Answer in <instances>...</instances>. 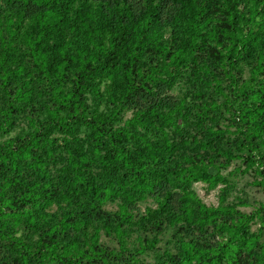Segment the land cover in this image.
I'll return each instance as SVG.
<instances>
[{
    "label": "rangeland",
    "instance_id": "obj_1",
    "mask_svg": "<svg viewBox=\"0 0 264 264\" xmlns=\"http://www.w3.org/2000/svg\"><path fill=\"white\" fill-rule=\"evenodd\" d=\"M126 1L134 12L142 7V0ZM241 1L239 11L245 17V28L258 34L251 41L253 56L258 62H263L264 21L259 23V18L264 15V0ZM201 2L203 6L200 11L206 14L212 12L217 0ZM97 3L102 6L100 12L111 15L115 10L113 0H0V54L3 51H16L19 53L18 57L26 56L23 49L15 47L7 35L11 22V29L22 32L32 25L33 18L57 12L59 20H62L64 14H69L74 19L59 37V41L70 58H78L77 64H86L98 52V23H101L99 16L103 14L96 8ZM158 6L163 8L164 14L160 24H155V30L148 33L150 40L144 46L142 42V51L154 40L166 44L171 38L177 40L183 33L178 19L171 16L177 6L175 0H159ZM214 23L215 21H210L211 26ZM55 41L56 36L53 34L48 42L53 44ZM175 45L172 43V48L175 49ZM197 56V60L205 59L204 46ZM156 59L152 51H146L144 56L142 53L138 73L145 75L155 65ZM238 62L239 70L231 72L239 85L243 80L242 83L256 93L248 103V108L260 109L256 122L252 121L255 115H251L247 121L237 120L234 123L229 103L231 100L235 101L234 96L227 101L226 99L231 92L237 91L230 86L221 69L216 70L220 92L215 81L201 83L192 78L194 66L181 68L170 89L159 87L152 94L146 95L142 91L128 100L119 101L118 105H123L124 108L117 114L113 127L120 128L122 134L112 136L103 133L98 136L97 140L108 144V147H100L101 155L109 156L112 152L109 147L111 141L134 152L143 160V185H133L127 170L123 168L121 156L107 157L112 160L109 171L112 178H109L115 181L122 177V184L112 183L116 194H102L99 189L96 196L91 191L81 190L89 184L94 186L93 189L99 188L103 179L102 172L105 170L98 151L92 148L95 131L90 128L89 121L84 123L79 119L73 137H68L69 142L63 139L64 134L55 130L49 136L52 139L50 142L33 146L30 148L31 152H26L28 156L21 153L25 133L33 131L37 122L47 120L43 113H39L40 119L32 124L31 112L39 110L42 103L58 102L63 96H67L72 87L70 79L65 85L58 87L54 80L45 79L31 65L27 67L29 72L25 69L9 74V81L5 87L0 88V94H10L21 113L18 116L14 113L12 127L0 129V147L5 145L10 148L14 143L16 150L15 156L10 155L5 165L8 170L4 176L12 177L15 170L19 171L16 179L25 186V183L32 181L31 177L41 176L40 171L43 170L49 182H57L56 174L64 176V169L72 166L75 157L83 166L80 173H84L85 180L82 185L80 181L77 185L71 184L69 191L72 193H67L65 188L68 184L63 185L60 181L58 185L52 183L47 186L53 195L46 196L49 202L43 204L41 211L55 225L56 233H46L44 237L40 228L31 227L30 231L19 222L13 228L11 235L27 242L33 248V253L36 252L27 259V264H177L179 258L189 264H201L204 259L213 256L219 244H224L221 235L227 231L229 236V225L238 223L239 216L235 213L252 216L251 219L240 221V227L245 230L248 239L242 246L244 253L238 259L239 264H264V223L261 222L264 210V68L251 75L243 59ZM5 63H8V59ZM69 68L68 76L71 77L76 66L70 64ZM114 72L119 77L117 81L122 83L123 69L117 68ZM112 75L97 80L94 92L84 93L77 100L75 104L83 108L80 111L83 115L80 117L109 118L112 107L107 94ZM139 76H135L136 86L142 82ZM57 88L60 89L59 92ZM159 99L166 104L162 106L161 113L167 120L162 119L160 124L153 123V126L137 124L138 134L143 137L141 142L137 141L135 134L132 138L127 135L128 131H132L128 121L153 107ZM235 102L238 103L239 100ZM21 106L24 110H20ZM59 119H66L65 111L60 112ZM251 124L257 125L259 129L254 134L255 137L243 140L240 129ZM218 150H230L231 158L228 160ZM4 152L9 153L7 149ZM26 172H32L30 178ZM216 177L220 180L216 181ZM71 188L77 192H73ZM62 191L66 196L73 197L70 200L63 198ZM170 193L174 196L170 199L165 214L154 222L146 219L141 222L146 211L155 209L158 201L163 197L167 199ZM126 195L130 196L128 201L125 199ZM190 195L195 202L189 205L194 214L188 219L177 208V198L182 196L189 199ZM123 202L128 217L119 226ZM197 204L203 205L208 212L205 215L199 214ZM220 206L226 208L227 212L213 215L212 223L198 224L199 220L210 215L209 210L215 211ZM16 215H21V212L16 211ZM117 228L122 232L120 239L116 235ZM5 241L8 242L0 238V264H26L17 259L14 261V251L7 248L9 242L7 244ZM94 241L95 245L91 246ZM43 248H46L45 254L37 252ZM92 249L97 251L95 255L92 254ZM249 249L252 250L251 255L262 260L245 254ZM184 252L189 255L185 256ZM220 263L215 260L209 264Z\"/></svg>",
    "mask_w": 264,
    "mask_h": 264
},
{
    "label": "trees",
    "instance_id": "obj_2",
    "mask_svg": "<svg viewBox=\"0 0 264 264\" xmlns=\"http://www.w3.org/2000/svg\"><path fill=\"white\" fill-rule=\"evenodd\" d=\"M177 6L172 13V17H176L179 24L183 28L182 35L175 40L171 38L166 44H161L158 40H154L148 47L142 51L140 47L142 42L143 46L145 42L150 40L149 32L155 30V24H160L159 21L164 14L163 8L158 6L159 0H142V7L138 12H134L130 4L126 0H113L115 7L114 12L110 15L109 13L100 12L102 9L101 4L97 3L96 8L103 16H99L101 23H98L99 39H98V52L94 57H90L86 64H77L78 58H70L69 53L63 48V44L59 41V37L68 28V24L74 19L69 14L62 15V20L57 17V12L51 14H42L40 18H33L32 25L28 30L19 32V30L11 29V24L8 26L7 35L10 37L12 43L18 49H23V53L26 56H17L18 52L9 53L3 51L0 54V88L5 87L9 81V74H13L15 71L25 70L29 65L37 68V72L43 75L45 79L49 81L54 80L56 85H65L70 79L72 87L67 93V96H63L58 102L53 103H42L39 106V110L34 109L35 112H31V122H37L40 119L39 113H43L47 120L37 122V126L34 127L33 131L27 132L24 135V147L21 153L31 152L30 148L38 146L40 143H46V141L52 140L49 136L52 131H59L64 134V140L69 142L68 137H73V132L76 131V123L79 119L85 123L89 121L90 128L94 132L92 139V148L98 151L99 157L102 159V165L105 167L103 173V179L99 188L93 189V185L89 184L81 190L92 192L93 196L101 191L102 194H116V190H113L112 183L122 184V177L116 178L112 181L109 177L110 171V157H122L123 168L127 170V175L131 177L133 185H143V160L138 158L137 155L131 150H126L121 146L120 143L110 142V150L112 151L109 156H102V150L100 147H108V144L97 140L98 136L102 134H110L119 136L122 133L120 128H114L115 119L120 110L124 108L123 105H118L121 100H128L132 95L141 93L152 94L155 89L164 87L170 89L175 83V77L178 75V71L181 68L189 65L194 66V71L191 77L196 78L201 83H207L210 80L215 81L217 89L220 90L218 77L216 76V70L221 69L224 72V76L227 77L230 82V86L234 87L235 91L231 92L226 99L234 96L235 101L231 100L230 109H232L233 121L241 122L249 120L251 115H255L252 121L256 122V116H259L260 109L248 108V103L255 97V92L247 88L245 83L239 85L236 80V76L231 71H238V61L243 59L246 65L249 67L251 75L258 72L259 69L264 68L263 62H258L253 56V48L251 45L252 39L257 38V33H253L252 30L245 28V17L242 12L239 11L241 0H217V3L213 5L212 12L202 14L200 11L203 2L201 0H175ZM98 12V13H99ZM39 15V14H38ZM37 15V16H38ZM262 16H264L262 14ZM261 16L259 23L264 21ZM19 18H17L18 20ZM253 19H256L254 17ZM250 20V18H249ZM210 21H215L214 25H210ZM17 24V23H16ZM15 24V26H16ZM56 36V41L53 44H49L48 39L51 35ZM102 34V36H101ZM143 36V40H142ZM172 43H175L176 48H172ZM206 44V45H204ZM205 52V59L203 61L197 60L198 52ZM146 51H152L157 57L155 65H153L148 72L143 75L139 74L138 65L141 61V55L143 56ZM243 51V52H242ZM8 59V63L5 60ZM199 61V62H197ZM70 64L76 66L71 77L68 76L70 71ZM123 69V82L119 83L118 76L114 70ZM28 71V69H27ZM29 72V71H28ZM109 74H113L111 78V87L108 92L110 98V105L112 111L110 112L109 118H103V116L97 117H80L83 115L81 110L77 106V100L81 99L83 94L93 93L95 90V82L102 80ZM140 75L139 78L142 81L136 86L135 76ZM240 76V74H238ZM28 77V76H27ZM145 80V82H143ZM142 86V88H139ZM6 89V88H4ZM58 92L59 88L56 89ZM221 92V90H220ZM238 92L241 94L237 95ZM12 96L7 92L0 94V129L12 127V117L14 113L20 114L19 107L15 105L14 101L11 100ZM164 100L159 99L153 107L143 112L141 115L134 117L128 121L129 127H132V131H128L127 135L131 138L133 134L137 136V141H143V137L138 134L136 128L137 124L153 126V123L160 124L162 119L167 120L166 116L161 113L162 106L166 105ZM81 102V101H80ZM216 104V102L214 103ZM236 105V106H235ZM67 109V110H66ZM262 109V107H261ZM20 110H24V107H20ZM66 112V119H59L60 112ZM36 114V115H33ZM16 116V117H17ZM254 123V122H253ZM259 129L257 125H249L247 128L240 129L243 140L255 137L254 134ZM5 131V130H4ZM19 141V140H18ZM64 142V141H63ZM27 145V146H25ZM14 143L10 148L5 145L0 147V238L7 240L6 242L8 249H13L14 255H12L14 261H20L27 264V259L32 257L33 248L24 240L19 237L11 235L14 231L13 228L16 224L22 223L27 228H40L41 234L46 236V233L53 234L56 227L52 222H49L47 217L41 211V207L45 202L48 201L46 196H52L51 191L47 189V186L54 183L58 185V181L63 185L68 184L65 190L69 191L70 185L80 181L81 185L84 182V173H80L83 166L81 165L78 158L73 157L75 162L71 163L69 168L64 169V176L57 175V182H49L46 178V174L42 172V175L37 178L31 177L32 181L25 186L22 182L16 179L19 171L15 170V174L12 177L4 176L5 171L8 168L5 166L9 160V157L15 156L16 150ZM9 153H5V150ZM222 155L226 156L229 160L231 158L230 150L223 152L218 150ZM109 157V158H107ZM227 160V161H228ZM73 170H69V169ZM32 171V170H31ZM30 178L32 172H26ZM73 175V177H71ZM28 176H25L27 179ZM208 177V176H205ZM216 181L219 177L215 178ZM28 181V180H27ZM217 183V182H216ZM90 186V187H89ZM26 188V190L23 189ZM69 187V188H67ZM59 186L55 191H57ZM73 192H77L76 189L71 188ZM63 198L70 200L73 195L66 196L65 192L62 191ZM174 196L173 193L168 195V198H161L158 201V205L153 210H148L145 213L143 219L154 222L165 214V210H168L167 205L170 203V199ZM130 198L129 195L125 196L126 201ZM177 208L183 211V214L188 219L194 214L193 209L189 206L193 201L195 202L192 195L190 198L178 197ZM49 202V201H48ZM124 207L120 215L119 226L126 222L128 214L126 212L125 202L122 203ZM197 211L199 214L205 215L208 210L203 205L197 204ZM16 211H20L21 215H16ZM208 217H204L199 220L198 224L212 223L213 215L227 212V209H223L222 206L217 208L215 211H210ZM212 212V214H211ZM237 214V222L235 225H229L228 229L230 235L228 236L227 231L221 235L224 240V244H219L217 250L214 251L211 258L204 259L201 264H209L211 261H219L220 264H239V257L241 253H244V247L246 243L247 233L243 228L240 227V221L244 219H251L252 216H243ZM236 218V217H235ZM128 221V220H127ZM161 221H157L160 223ZM261 222L264 223V210L261 216ZM224 224V223H223ZM223 226H226L224 224ZM31 231V229H30ZM116 235L120 239L121 231L117 228ZM56 233V232H55ZM55 235V234H54ZM239 237V238H237ZM56 239V238H54ZM54 242V240H53ZM95 245V241L91 243V246ZM241 246V247H240ZM243 249V250H242ZM42 255L45 254L46 248L37 251ZM92 254L95 255L97 251L92 249ZM185 256H188V252H184ZM245 254L252 256L253 259L262 260L257 256L251 255L252 250H246ZM98 257H102L98 255ZM221 260V261H220ZM177 264H189L188 261L178 259Z\"/></svg>",
    "mask_w": 264,
    "mask_h": 264
}]
</instances>
